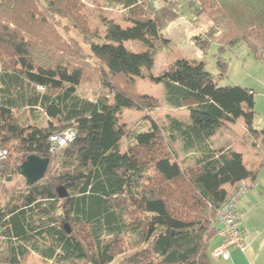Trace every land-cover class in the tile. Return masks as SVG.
I'll return each instance as SVG.
<instances>
[{
    "label": "trees",
    "instance_id": "obj_1",
    "mask_svg": "<svg viewBox=\"0 0 264 264\" xmlns=\"http://www.w3.org/2000/svg\"><path fill=\"white\" fill-rule=\"evenodd\" d=\"M92 3L95 15L85 0H0V149L8 152L0 162V264H27L33 256L42 264H216L224 186L255 176L240 153L210 142L223 124L240 119L250 135L264 136L253 125L256 92L220 85L228 64L219 57V78L203 62L182 58L153 78L163 87L161 103L143 94L137 82L154 68L180 3ZM189 3L212 21L194 36L202 50L224 38L246 44L264 63V0ZM115 9L127 11L133 27L109 19L105 11ZM128 41L150 52L133 53ZM86 81L106 92L81 95ZM162 103L189 111L190 120L168 117L167 127L159 126L152 113ZM126 110L146 114L149 129L129 136L120 122ZM171 139L192 165L182 166ZM33 155L50 159L46 174L33 185H13Z\"/></svg>",
    "mask_w": 264,
    "mask_h": 264
},
{
    "label": "rangeland",
    "instance_id": "obj_2",
    "mask_svg": "<svg viewBox=\"0 0 264 264\" xmlns=\"http://www.w3.org/2000/svg\"><path fill=\"white\" fill-rule=\"evenodd\" d=\"M89 11L96 14L98 10L93 5L92 0H85ZM154 4L160 5L164 0H151ZM180 3L181 17L173 22L163 32V40L157 48L155 55L154 68L151 71L143 70L144 77L137 82V88L143 94H148L155 97L159 102L163 101V87L160 84L154 83L153 78L167 71L171 65L178 59H189L203 62L205 68L215 78H219L220 69L218 67V58L221 57L227 62V69L224 78L219 79L222 86L225 85H240L252 88L256 92L255 100L258 104L264 102V63L254 58L249 50V47L244 44L227 45V40L214 42L207 50H202L200 46L194 42V36L197 34L204 35L205 31L209 30L212 21L206 15L197 11V5H191V0H177ZM196 7V9H195ZM107 16L112 21L116 22L123 29H129L132 26L127 19V11L122 9L107 10ZM94 24L98 22L94 20ZM203 33V34H202ZM76 33L72 35L76 37ZM77 38V37H76ZM221 45L225 44L223 48ZM124 45L133 53H149L150 50L138 41H128ZM106 91L94 81H86L80 88V93L83 96L95 98L98 95L104 94ZM161 103V102H160ZM152 117L161 127H167L168 117H175L181 120H190L189 111L172 110L162 103V106L152 113ZM120 122L129 136L136 130H148L150 119L146 114L135 110H126L120 118ZM225 125V124H223ZM130 138L126 136L123 140L122 150L127 148V141ZM172 147L179 154V161L182 162L184 168L189 167L194 163V160L187 159L184 161V155L181 153V144L174 139H171ZM21 176V175H20ZM16 176L13 179V185L20 186L23 184L24 177ZM230 194V193H229ZM228 194V195H229ZM217 230V214L215 216ZM217 232V231H216ZM218 236V234H217ZM5 248L4 240H0V251ZM120 258H118L119 260ZM27 264H42L38 256H33L27 260ZM75 264H86L84 261H78ZM115 264V263H113Z\"/></svg>",
    "mask_w": 264,
    "mask_h": 264
},
{
    "label": "crops",
    "instance_id": "obj_3",
    "mask_svg": "<svg viewBox=\"0 0 264 264\" xmlns=\"http://www.w3.org/2000/svg\"><path fill=\"white\" fill-rule=\"evenodd\" d=\"M256 97V96H255ZM256 115L254 128L264 129V102L258 104L255 100ZM211 146L215 149H234L242 155L247 168L255 176V180L247 179L251 186L239 203L242 213L240 221L247 249L245 251L231 250L228 260L216 259V264H264V136L250 135L245 122L240 119L237 124L225 123L211 138ZM236 185H225L228 194ZM221 243L219 236L212 243V251Z\"/></svg>",
    "mask_w": 264,
    "mask_h": 264
},
{
    "label": "built area",
    "instance_id": "obj_4",
    "mask_svg": "<svg viewBox=\"0 0 264 264\" xmlns=\"http://www.w3.org/2000/svg\"><path fill=\"white\" fill-rule=\"evenodd\" d=\"M65 138L73 139L74 134L66 133ZM64 144L65 140L62 137L53 138ZM7 150L0 149V162L7 157ZM254 183H250L247 179L239 182L236 188L228 195L226 202L217 211V230L218 236L221 238V243L212 251L213 259L228 260L231 255V250L245 251L247 245L243 230L240 226L242 213L239 211V203L246 192Z\"/></svg>",
    "mask_w": 264,
    "mask_h": 264
},
{
    "label": "water",
    "instance_id": "obj_5",
    "mask_svg": "<svg viewBox=\"0 0 264 264\" xmlns=\"http://www.w3.org/2000/svg\"><path fill=\"white\" fill-rule=\"evenodd\" d=\"M49 164L50 159L33 155L19 167V174L25 178L28 185H33L44 177ZM58 193L61 198H65L68 195L64 186L58 188Z\"/></svg>",
    "mask_w": 264,
    "mask_h": 264
}]
</instances>
